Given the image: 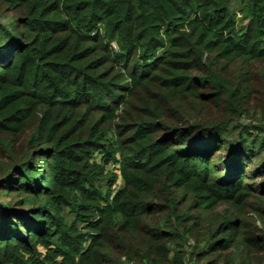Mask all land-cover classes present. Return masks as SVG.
Listing matches in <instances>:
<instances>
[{"label":"trees","instance_id":"obj_1","mask_svg":"<svg viewBox=\"0 0 264 264\" xmlns=\"http://www.w3.org/2000/svg\"><path fill=\"white\" fill-rule=\"evenodd\" d=\"M0 264H264V0H0Z\"/></svg>","mask_w":264,"mask_h":264},{"label":"rangeland","instance_id":"obj_2","mask_svg":"<svg viewBox=\"0 0 264 264\" xmlns=\"http://www.w3.org/2000/svg\"><path fill=\"white\" fill-rule=\"evenodd\" d=\"M240 23H241L242 26H245V24H246V23H242V22H240Z\"/></svg>","mask_w":264,"mask_h":264}]
</instances>
